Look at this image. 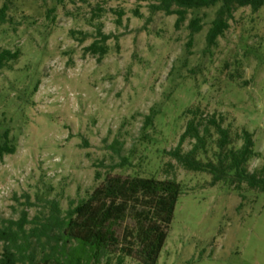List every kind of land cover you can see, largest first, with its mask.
Returning <instances> with one entry per match:
<instances>
[{
    "label": "rangeland",
    "instance_id": "374dc122",
    "mask_svg": "<svg viewBox=\"0 0 264 264\" xmlns=\"http://www.w3.org/2000/svg\"><path fill=\"white\" fill-rule=\"evenodd\" d=\"M11 1L0 46L21 55L0 71V129L16 144L0 159V228L23 211L27 228L54 203L64 211L126 159L114 173L175 179L185 188L157 264H264V195L249 190L242 199L231 184H212L168 155L193 116L185 110L197 105L223 117L236 148L243 128L253 133L259 156L247 170L264 165V8L234 11L229 29L208 46L219 5L190 11L177 28L176 15L152 12L155 0H104L106 12L94 20L79 0L64 8L56 0ZM194 17L202 29L190 35ZM98 23L110 35L101 60L86 51ZM33 247L39 257L40 243Z\"/></svg>",
    "mask_w": 264,
    "mask_h": 264
},
{
    "label": "trees",
    "instance_id": "16d2710c",
    "mask_svg": "<svg viewBox=\"0 0 264 264\" xmlns=\"http://www.w3.org/2000/svg\"><path fill=\"white\" fill-rule=\"evenodd\" d=\"M65 1L56 0V4L64 8ZM79 1L92 8V20L106 12L104 0ZM9 3L12 1H4L0 6V26L12 21ZM216 5L219 8L206 34L208 46H214L229 29L234 11L248 7L252 13H257L264 8V0H155L151 10L176 15L175 26L180 28L190 11ZM56 7L48 12H55ZM135 14L138 15L137 10ZM117 15L120 21L123 12ZM96 27V39L86 51L101 60L108 54L110 35L102 32L101 23ZM188 28L190 35L200 32L202 18L191 19ZM20 55V48L0 46V71L17 61ZM185 114L193 116L188 119L177 147L168 155L187 171L208 174L212 184H231L242 199L249 190L264 195V165L257 171L247 170L248 161L259 156L254 150L253 133L243 128L237 136L242 143L236 148L228 128L223 126L222 116L219 119L215 114L208 116L197 105L187 108ZM9 133L8 129H0V159L16 151ZM186 142L191 143V148L184 152ZM125 163H128L126 159L112 166L101 186L85 198L71 200L64 211L54 203L48 216L38 225L27 228L31 222L27 211H23L17 221L0 228V241L3 242L0 264H103L104 259L105 264H111L113 259L116 264H125L127 258L137 264H157L176 204L185 188L175 179L114 173ZM172 169V163L167 162L164 171ZM95 177L100 178L97 172ZM34 237H37L35 241ZM41 237L44 238L40 242ZM34 243H40L39 257L34 253Z\"/></svg>",
    "mask_w": 264,
    "mask_h": 264
}]
</instances>
